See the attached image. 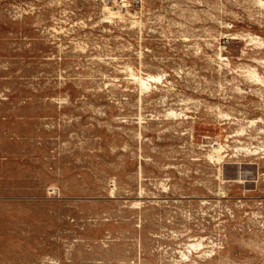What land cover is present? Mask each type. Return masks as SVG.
Segmentation results:
<instances>
[{"label": "rangeland", "instance_id": "1", "mask_svg": "<svg viewBox=\"0 0 264 264\" xmlns=\"http://www.w3.org/2000/svg\"><path fill=\"white\" fill-rule=\"evenodd\" d=\"M0 264H264V0H0Z\"/></svg>", "mask_w": 264, "mask_h": 264}, {"label": "bare ground", "instance_id": "2", "mask_svg": "<svg viewBox=\"0 0 264 264\" xmlns=\"http://www.w3.org/2000/svg\"><path fill=\"white\" fill-rule=\"evenodd\" d=\"M252 75H253V74H252ZM254 76H255V75H254ZM256 77H257V76H256ZM257 78H258V77H257ZM149 79H151V78H149ZM259 79H260V78H259ZM140 82H141V83H140L141 86L144 87V89H145V88H146V89L148 88V86H147V83H148L147 80L141 78V79H140ZM220 148H221V147H220ZM221 149H222V148H221ZM217 150H218V149H217ZM216 152H217V151H216ZM220 153H221V152H220ZM215 154H216V153H215ZM218 156H219V155H218ZM220 157H221V156H220ZM217 158H218V157H217Z\"/></svg>", "mask_w": 264, "mask_h": 264}]
</instances>
